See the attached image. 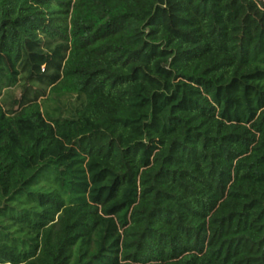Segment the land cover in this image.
<instances>
[{
	"label": "trees",
	"instance_id": "16d2710c",
	"mask_svg": "<svg viewBox=\"0 0 264 264\" xmlns=\"http://www.w3.org/2000/svg\"><path fill=\"white\" fill-rule=\"evenodd\" d=\"M0 264H264V1L0 0Z\"/></svg>",
	"mask_w": 264,
	"mask_h": 264
},
{
	"label": "rangeland",
	"instance_id": "374dc122",
	"mask_svg": "<svg viewBox=\"0 0 264 264\" xmlns=\"http://www.w3.org/2000/svg\"><path fill=\"white\" fill-rule=\"evenodd\" d=\"M261 1H264V0H261ZM12 93H13V96L14 97H19L20 96V90L19 89H14L12 91Z\"/></svg>",
	"mask_w": 264,
	"mask_h": 264
}]
</instances>
